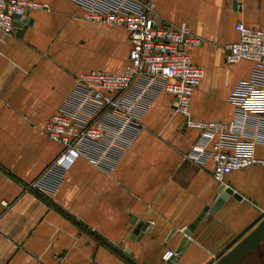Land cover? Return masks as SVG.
Instances as JSON below:
<instances>
[{
	"label": "crops",
	"instance_id": "crops-1",
	"mask_svg": "<svg viewBox=\"0 0 264 264\" xmlns=\"http://www.w3.org/2000/svg\"><path fill=\"white\" fill-rule=\"evenodd\" d=\"M32 1L42 8L17 18L12 34L0 32V264H127L119 251L124 247L137 264H165L162 254L175 251L183 230L218 196L212 160L185 158L199 131L185 125L162 91L112 170L77 158L49 196L27 188L61 150L45 125L64 109L75 75L120 73L129 48L124 27L85 19L72 0ZM141 1L153 4L160 23L186 24L201 39L190 48L193 64L203 69L190 96V115L230 121L228 96L250 77L253 63L227 64L225 45L238 40V22L264 26V0ZM255 154L264 151L258 146ZM224 184L244 198L229 196L210 220L200 221L176 264H211L264 215V169L234 170ZM131 216L148 222L139 242L128 238Z\"/></svg>",
	"mask_w": 264,
	"mask_h": 264
},
{
	"label": "built area",
	"instance_id": "built-area-1",
	"mask_svg": "<svg viewBox=\"0 0 264 264\" xmlns=\"http://www.w3.org/2000/svg\"><path fill=\"white\" fill-rule=\"evenodd\" d=\"M84 18L129 33L127 64L120 73L87 70L74 77V87L63 110L45 125L46 136L61 150L46 170L27 188L49 196L77 158L110 171L142 129L140 117L160 92L172 98L174 110L185 125L199 131L185 158L196 163L212 160V177L224 184L234 170L250 166L264 169V26L235 25L238 40L225 45V62L253 63L247 80L236 84L228 96L233 118L223 122L201 120L189 113V100L203 76L193 64L190 48L201 43L186 24L170 26L157 20L154 6L141 0H72ZM42 4L32 0H0V32L12 34L16 18ZM173 253L166 250L162 259ZM91 264H98L92 262Z\"/></svg>",
	"mask_w": 264,
	"mask_h": 264
},
{
	"label": "water",
	"instance_id": "water-1",
	"mask_svg": "<svg viewBox=\"0 0 264 264\" xmlns=\"http://www.w3.org/2000/svg\"><path fill=\"white\" fill-rule=\"evenodd\" d=\"M233 8L236 6V2H232ZM17 19L18 15H14ZM218 196L215 198L214 203L211 206H204L199 213L196 215L194 220L185 228L182 232V236L178 242V245L169 258L165 261V264H176L178 259L181 257L184 247L189 243L188 237L190 232L195 229L196 225L200 221H207L217 212V210L224 205L225 201L228 200L229 196L233 200H242L244 193L236 191L230 184H220L218 187ZM247 201L251 202L250 199ZM253 205L256 206V202L252 201ZM263 214V212L261 211ZM130 224L132 230L128 235L129 240L139 242L141 241L144 231L148 227V222L143 220H137L136 216H131ZM173 233V232H172ZM264 239V215L261 216L257 224L245 234L239 241H237L227 252L220 255L211 264H236L249 252L254 250ZM129 261L127 264H137L136 258L130 252L128 247H124L119 250ZM141 264H147L146 262Z\"/></svg>",
	"mask_w": 264,
	"mask_h": 264
},
{
	"label": "flooded vegetation",
	"instance_id": "flooded-vegetation-1",
	"mask_svg": "<svg viewBox=\"0 0 264 264\" xmlns=\"http://www.w3.org/2000/svg\"><path fill=\"white\" fill-rule=\"evenodd\" d=\"M264 240V239H263ZM259 246V245H258ZM256 247L254 250H252L251 252L254 254V255H252V256H250L251 254V252H249L246 256H244L241 260H244V259H246V260H249L250 259V257L251 258H255V257H257V259H261L263 256H264V249L263 248H259V247ZM256 255V256H255ZM240 260V261H241ZM239 261V262H240ZM239 262L238 263H236V264H239Z\"/></svg>",
	"mask_w": 264,
	"mask_h": 264
},
{
	"label": "rangeland",
	"instance_id": "rangeland-1",
	"mask_svg": "<svg viewBox=\"0 0 264 264\" xmlns=\"http://www.w3.org/2000/svg\"><path fill=\"white\" fill-rule=\"evenodd\" d=\"M54 160V159H53ZM52 160V161H53ZM51 161V162H52ZM51 162H49L44 168H43V170H46L48 167H49V165L51 164ZM259 246H261L262 248H264V240L259 244ZM254 253V252H253ZM252 252L250 253L251 255L250 256H252V255H254ZM256 256V255H255ZM248 261H250L251 263H256V264H263L264 263V256L259 260V259H257V257H255V258H251L250 257V259L248 260Z\"/></svg>",
	"mask_w": 264,
	"mask_h": 264
}]
</instances>
